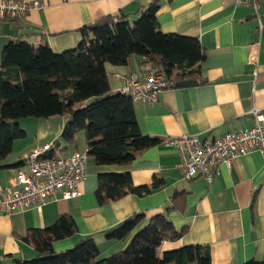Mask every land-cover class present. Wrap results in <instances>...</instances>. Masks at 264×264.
I'll return each instance as SVG.
<instances>
[{
  "label": "crops",
  "instance_id": "0c3cea01",
  "mask_svg": "<svg viewBox=\"0 0 264 264\" xmlns=\"http://www.w3.org/2000/svg\"><path fill=\"white\" fill-rule=\"evenodd\" d=\"M38 1L45 4L43 10L22 20H0V67L3 49L11 41L47 45L61 53L79 45L83 27L117 14L128 15L133 23L157 1L161 32L198 39L205 58L197 85L170 87L154 103L134 102L142 134L158 138V145L126 166H101L88 158L80 197L0 215V264L34 258L33 247L22 238L30 230L53 226L61 215L74 218L78 233L55 242V251L70 249L92 236L98 247L99 242L104 245L108 257L125 249L128 241L109 240L105 232L134 214L144 213L150 219L165 214L168 208L175 228L187 231L177 242L165 243V250L200 245L208 248L212 264L264 262V153L238 157L231 168L220 165L209 185L203 176L185 180L178 151L167 145L169 137L186 134L212 140L254 126L253 110L264 111V0H257L256 8L237 5L235 0ZM151 67L159 70L138 57L128 66L107 64L112 90L120 91L124 76L148 78ZM67 121L68 116L20 120L26 136L15 141L11 154L0 161V188L9 185L18 169L27 170L26 160L33 149L59 141ZM75 138V146L58 142L56 154L66 157L85 151L86 142H80L78 134ZM120 172H129L135 187L154 181L162 185L149 194H127L101 205L96 195L99 175Z\"/></svg>",
  "mask_w": 264,
  "mask_h": 264
},
{
  "label": "trees",
  "instance_id": "16d2710c",
  "mask_svg": "<svg viewBox=\"0 0 264 264\" xmlns=\"http://www.w3.org/2000/svg\"><path fill=\"white\" fill-rule=\"evenodd\" d=\"M159 10V2H153L133 23L126 14L102 17L80 30L82 40L76 48L61 53L26 40L9 42L0 67V161L11 154L15 141L25 138L18 123L25 118L68 116L62 137L49 154L54 157L58 142L75 146L79 133L85 136L88 157L101 166L129 165L144 150L158 145V138L142 134L133 100L112 90L106 65L128 66L138 57L152 62L170 81L201 78L205 56L200 42L162 33ZM161 185L154 181L135 187L129 172L102 173L96 195L104 205L127 194H149ZM169 212L170 208L150 219L137 213L105 232L109 240L128 241L125 249L107 258H101L92 236L55 251V242L78 233L74 218L61 215L51 227L30 230L22 240L33 247L35 257L12 264H212L207 247L163 248L187 231L175 228Z\"/></svg>",
  "mask_w": 264,
  "mask_h": 264
},
{
  "label": "built area",
  "instance_id": "2783aa9c",
  "mask_svg": "<svg viewBox=\"0 0 264 264\" xmlns=\"http://www.w3.org/2000/svg\"><path fill=\"white\" fill-rule=\"evenodd\" d=\"M237 5L256 8L257 0H235ZM45 4L38 0H0V20H22ZM175 82L151 67L148 78L124 76L120 92L133 102L154 103L159 94ZM252 128L231 131L219 138L201 140L196 135L169 137L167 145L175 148L181 159L183 177L191 181L203 176L211 184L217 167H233L234 161L254 151L264 153V111L254 109ZM53 144L33 149L26 160L27 170L18 169L9 185L0 188V215L11 216L26 209L58 199L70 200L81 196V185L87 178L88 151H75L69 156H51Z\"/></svg>",
  "mask_w": 264,
  "mask_h": 264
},
{
  "label": "rangeland",
  "instance_id": "374dc122",
  "mask_svg": "<svg viewBox=\"0 0 264 264\" xmlns=\"http://www.w3.org/2000/svg\"><path fill=\"white\" fill-rule=\"evenodd\" d=\"M78 139H79V141L80 142H83L84 144H85V139H84V135H83V133H79L78 134ZM82 144V143H81ZM81 150H84V145H82V149ZM72 248V247H71ZM99 248L101 249L100 251H101V253H102V255H101V258H107V253H105V247H104V245H102V244H100V242H99ZM57 252H60V251H57ZM109 256V255H108Z\"/></svg>",
  "mask_w": 264,
  "mask_h": 264
},
{
  "label": "water",
  "instance_id": "95a60500",
  "mask_svg": "<svg viewBox=\"0 0 264 264\" xmlns=\"http://www.w3.org/2000/svg\"><path fill=\"white\" fill-rule=\"evenodd\" d=\"M199 82L198 81H193V80H186V81H179L177 83H175V87H190V86H195L197 85Z\"/></svg>",
  "mask_w": 264,
  "mask_h": 264
}]
</instances>
